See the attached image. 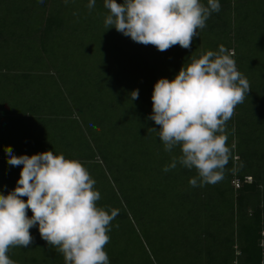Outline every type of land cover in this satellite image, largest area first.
Wrapping results in <instances>:
<instances>
[{
  "label": "trees",
  "instance_id": "16d2710c",
  "mask_svg": "<svg viewBox=\"0 0 264 264\" xmlns=\"http://www.w3.org/2000/svg\"><path fill=\"white\" fill-rule=\"evenodd\" d=\"M11 3L19 12H6ZM88 4L89 0H0L2 26L17 27L21 22L30 31L18 48L23 47L22 59L34 67L17 76L21 82L13 81L14 104L19 100L31 106L18 129L30 130L33 137L26 143L28 155L41 153L38 141L48 147L58 143L66 159L88 170L100 193L97 206L117 211L105 246L109 264H264V0H219L220 10L198 29L191 49L176 45L164 52L130 37L112 43L104 0H95L91 9ZM220 46L233 54L250 92L226 122L230 156L222 179L201 186L194 168L177 163L164 171L181 151L179 146L165 151L157 133L149 130L159 127L149 119L151 96L158 79L172 80L183 65ZM103 54L107 71L99 64L94 72L89 65L94 58L102 61ZM68 61L70 90H64L67 67L59 63ZM38 62L43 66H36ZM44 70L54 75L44 77ZM33 71L40 72L38 79ZM72 71L79 72L78 83L98 86V93L78 96ZM49 78L61 93L54 92ZM34 84L38 87L32 91ZM136 89L139 97L132 100L130 93ZM55 94L69 105L60 118L41 109V104H56L51 102ZM55 121L62 127L56 136L48 126ZM7 164V155H0V193L5 195L14 189L10 179L19 176H6L2 169ZM192 178H197L196 186L189 183ZM158 211L164 215H156ZM27 214L31 217L30 209ZM30 232L34 241L29 248L13 247L7 253L15 264H65L63 255L40 237L38 227ZM142 238L157 249L148 250Z\"/></svg>",
  "mask_w": 264,
  "mask_h": 264
},
{
  "label": "clouds",
  "instance_id": "9594fccd",
  "mask_svg": "<svg viewBox=\"0 0 264 264\" xmlns=\"http://www.w3.org/2000/svg\"><path fill=\"white\" fill-rule=\"evenodd\" d=\"M94 5L89 0L88 8ZM104 7L107 29L161 52L176 45L191 49L198 29L220 10L219 0H104ZM232 56L224 46L209 50L183 65L172 80L160 78L153 87L149 119L159 127L149 130L157 133L165 151L176 146L181 151L164 171L177 163L194 168L201 186L222 179L230 156L226 122L250 92ZM130 96L138 99L139 90ZM4 151L10 166L23 167L16 187L7 195L0 193V264H15L7 255L10 248L32 245L33 227L63 255L65 264H109L105 246L117 211L97 206L101 197L88 170L53 151L31 156H16L11 146ZM189 183L196 186L197 178Z\"/></svg>",
  "mask_w": 264,
  "mask_h": 264
},
{
  "label": "rangeland",
  "instance_id": "374dc122",
  "mask_svg": "<svg viewBox=\"0 0 264 264\" xmlns=\"http://www.w3.org/2000/svg\"><path fill=\"white\" fill-rule=\"evenodd\" d=\"M17 8H19L18 5L15 6L12 3H11V5L7 6V8L5 7L6 12H9L10 14L14 13V11L19 12V9H17ZM0 10L2 11L3 9H1V7H0ZM2 25H3V23H1V21H0V72L2 70H4L5 73H3L0 78L2 79V77L5 76V77H7L6 79H9V80L12 79L14 81V79L17 78L18 74L20 75V73L22 71L31 70V68L34 67V64H32V62L24 61L22 59V58H25V56L22 53L23 47H21V50H20V48H18L19 42H21L20 40H23L24 38L28 37V35L30 34V31L28 30V28H26V26H23L21 24V22L18 23L17 27L12 26L10 24L9 25L6 24V26H2ZM110 29L114 32V34L112 36V41H113L112 43L120 44L121 43V39H123L124 37H127V36H124L122 33L117 32L115 30V28H110ZM102 41L104 43H106V37H103ZM28 43H30V42H28ZM102 45H104V44H102ZM60 47H61L60 48L61 51L65 50V49H63V46H60ZM71 49L72 48H70V50ZM28 51H30V53L32 52L31 50H28ZM76 54L79 55L78 52ZM26 56L29 59L31 55H29V56L26 55ZM82 56H84V55H82ZM94 59L96 61L95 62L91 61L90 65H89L91 68H93L94 72H96L98 69H100V66H101V70L105 69L107 71L108 63L104 59V54L102 55V61L97 59V58H94ZM73 60H75V58ZM79 61H82V60L79 58ZM35 64H36V66H39V67L43 66V64L40 63V62L35 63ZM99 64H100V66H99ZM59 65L61 67L62 66H66L67 67V68L64 69L65 74H67L66 75L67 82L66 83L64 82L66 87L62 86L61 89L70 90V82H69L70 81V61H68L67 63L66 62H62V63L60 62ZM78 71H80V70H78ZM78 71H77V73L75 71L74 72L72 71V77H73V80L75 81V85H76L75 86L73 84L72 88L75 89L74 91L78 92V96L80 95L83 98V97L87 96L86 94H88V93H89L88 95H90V96L91 95L94 96V94H97L98 92L96 93V91H98V89H99L98 86H95L94 84L91 85L90 81H87L86 82L87 84L84 81H83L84 84H82V81L80 83H78L77 80H78V77H80V75L78 74L79 73ZM39 73L40 72H38V71H33L34 77L35 78L39 77L40 76V75H38ZM53 73H54V71L47 72V70H44V73H40V74H42V75H44V77H46L48 75H54ZM108 73H109V71H108ZM57 79L59 81L63 82V80L59 76H57ZM82 79H84V78H82ZM21 81H22V78H17V83L21 82ZM48 83L50 85H52L53 90L55 89V91H54L55 93H61V91H59L60 89L58 87H54L53 80L51 78L48 79ZM79 84H82V86L79 87ZM36 86L37 85L34 84L31 87H29V88H30V90L36 89ZM42 87L43 86H41L39 88H42ZM13 88L14 87H11L12 91L14 90ZM45 88L46 87H44L43 90H45ZM48 92L50 93L52 91H48ZM41 93H46V92L45 91H41ZM11 94H13V92ZM55 95L57 97V94H55ZM36 98H38V100H40L39 98H41V97L40 96H36ZM36 98H34V101H36L35 100ZM57 98L51 97V99H52L51 102H53V101L56 102V104H54L53 107L48 106V105L45 106V105L41 104V109H46L47 112L50 111L51 114L52 113L53 114L56 113V114H58L57 118H60L59 114L67 113V110L69 109V105L66 104V101H64V100L62 101L59 98L57 100ZM70 100H72V99H70ZM46 103L48 104L49 100L46 101ZM72 103L74 104L73 100H72ZM68 120L70 121V119H68ZM48 126H50V127L52 126V128H50L51 129L50 132H53L52 135H54V136H56L55 134L58 133V130L59 131L62 130V127H60V125L58 124V121L57 122L55 121L54 124H48ZM24 127H27V129L30 128L29 124L27 125V123L24 124ZM32 129H35L34 126H32L31 130ZM29 131L30 130L26 131V129L23 128V130H21L20 132H19V130H16V132L12 131L8 135L6 133H1L2 135L0 136V143H1V141H3L4 143H2L0 145V150H2L4 147L11 146L12 149H13V154L14 155H16V156L28 155L26 143H27L28 140L33 138V137H29ZM42 132H46L45 129H42ZM46 137L49 139L50 138L49 134H46ZM38 142L40 144L39 151H41V153L45 152V151H51V149H53L55 151V153H59V154L63 153V148L60 147V145L58 143L54 146L55 147L54 148V147H52L50 145H49V147L44 145L45 143H43L42 141H38ZM35 153H38V152H35ZM0 155L6 156L5 151L4 150L0 151ZM22 167H23L22 165L15 167V166H10V165L7 164L2 169L4 174H6V176L11 174V173L19 174V176H15L13 179H10V182L12 183L11 185L12 186L14 185V188L16 187L17 180L20 177V171H21ZM7 183H9V182L7 181ZM152 213L154 214L155 212H152ZM155 214L156 215H164L161 211H158V213H155ZM142 240L145 242L146 247H147L148 250L149 249H153V248L155 250L157 249L155 246H152V244H149L145 240V238H142ZM171 240L172 239H170V235H169L168 236V240H167L169 244H170ZM166 244H167V242H166ZM162 253H163V251L161 252V255H162Z\"/></svg>",
  "mask_w": 264,
  "mask_h": 264
},
{
  "label": "crops",
  "instance_id": "0c3cea01",
  "mask_svg": "<svg viewBox=\"0 0 264 264\" xmlns=\"http://www.w3.org/2000/svg\"><path fill=\"white\" fill-rule=\"evenodd\" d=\"M3 73H5L4 70L0 72V77ZM6 78L5 76H3L2 79L0 78V135H2L1 133H6L8 135L12 131L18 130L19 126L23 125L21 124L23 112L28 111V108L31 107L29 105L27 106V104H23V102L19 100L15 101L16 105L14 104L16 94L14 96L15 91L11 90V87H14V83L12 79L9 80ZM12 92L13 94H11ZM30 116L31 114H27L26 117ZM21 127L23 126H20V128Z\"/></svg>",
  "mask_w": 264,
  "mask_h": 264
},
{
  "label": "built area",
  "instance_id": "2783aa9c",
  "mask_svg": "<svg viewBox=\"0 0 264 264\" xmlns=\"http://www.w3.org/2000/svg\"><path fill=\"white\" fill-rule=\"evenodd\" d=\"M249 180L251 179L250 177H247ZM238 185V184H237Z\"/></svg>",
  "mask_w": 264,
  "mask_h": 264
}]
</instances>
